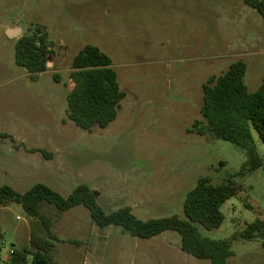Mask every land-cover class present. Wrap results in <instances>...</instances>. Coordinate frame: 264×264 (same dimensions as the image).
I'll list each match as a JSON object with an SVG mask.
<instances>
[{"label": "rangeland", "instance_id": "rangeland-1", "mask_svg": "<svg viewBox=\"0 0 264 264\" xmlns=\"http://www.w3.org/2000/svg\"><path fill=\"white\" fill-rule=\"evenodd\" d=\"M38 27L53 54L48 70L31 78L16 65L15 45ZM87 45L111 58L126 94L117 119L91 132L66 118L72 61ZM238 61L249 92L257 91L264 19L243 0H0V133L13 138L0 139V187L23 195L43 184L68 197L85 184L106 213L131 207L146 221L184 219L201 178L232 183L237 193L222 207V225L199 227L201 234L230 242L232 264H264L260 241L242 237L264 220V142L253 130L263 164L252 171L244 149L190 132L202 120L203 85ZM42 214L48 227L20 204L0 211V264L46 241L53 264H210L182 252L175 233L144 240L100 229L82 206L59 212L43 204Z\"/></svg>", "mask_w": 264, "mask_h": 264}, {"label": "trees", "instance_id": "trees-1", "mask_svg": "<svg viewBox=\"0 0 264 264\" xmlns=\"http://www.w3.org/2000/svg\"><path fill=\"white\" fill-rule=\"evenodd\" d=\"M244 4L264 19V0H243ZM53 43L40 27L20 37L15 45L16 65L33 75L48 70ZM247 66L238 61L219 77H211L203 85L202 120L193 124L191 133L230 142L247 153L250 170L259 169L263 161L255 145L253 130L264 142V79L259 89L249 92L245 82ZM73 88L67 95L66 118L78 128L91 132L94 127L108 128L117 117L126 94L121 90L111 58L98 47L87 45L72 61L69 76ZM13 138L0 133V139ZM48 158V157H47ZM237 193L232 183L214 185L208 178L198 180L184 201V219L177 215L143 221L133 214L131 207L106 213L98 204L88 185L78 186L68 197L51 188L37 184L21 195L8 186L0 187V211L13 203L20 204L27 215L49 222L42 214L43 204L54 206L59 212L84 207L100 229L120 227L134 238L150 240L164 233H175L181 238V250L210 264H232L235 256L227 240L203 237L200 228H219L225 217L223 205ZM247 241L259 240L264 249V220L257 219L243 232ZM1 239V229H0ZM53 245L46 241L33 253L27 249L14 251L10 264H53L48 253ZM1 252V250H0Z\"/></svg>", "mask_w": 264, "mask_h": 264}, {"label": "water", "instance_id": "water-1", "mask_svg": "<svg viewBox=\"0 0 264 264\" xmlns=\"http://www.w3.org/2000/svg\"><path fill=\"white\" fill-rule=\"evenodd\" d=\"M20 34H21L20 30H7V35L10 38H17V37H19ZM94 196L96 198L98 196V194L96 192H94Z\"/></svg>", "mask_w": 264, "mask_h": 264}, {"label": "crops", "instance_id": "crops-1", "mask_svg": "<svg viewBox=\"0 0 264 264\" xmlns=\"http://www.w3.org/2000/svg\"><path fill=\"white\" fill-rule=\"evenodd\" d=\"M15 139V138H14ZM17 140H19V138L17 139ZM16 141V140H15ZM22 142H23V140H21ZM17 142V141H16Z\"/></svg>", "mask_w": 264, "mask_h": 264}, {"label": "built area", "instance_id": "built-area-1", "mask_svg": "<svg viewBox=\"0 0 264 264\" xmlns=\"http://www.w3.org/2000/svg\"><path fill=\"white\" fill-rule=\"evenodd\" d=\"M18 220H20V218H18ZM11 253H13V251H11Z\"/></svg>", "mask_w": 264, "mask_h": 264}]
</instances>
